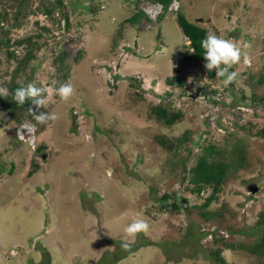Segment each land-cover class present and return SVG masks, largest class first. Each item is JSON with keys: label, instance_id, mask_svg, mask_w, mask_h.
Masks as SVG:
<instances>
[{"label": "rangeland", "instance_id": "374dc122", "mask_svg": "<svg viewBox=\"0 0 264 264\" xmlns=\"http://www.w3.org/2000/svg\"><path fill=\"white\" fill-rule=\"evenodd\" d=\"M55 1L0 0V40L14 54L0 47V86L29 79L51 89L41 110L59 117L40 124L26 110L17 123L0 104V264H264V252H252L264 236V0H178L164 19L147 15L148 0L52 9ZM138 10L141 23L131 19ZM180 12L241 47L227 87L206 62L182 58L191 50ZM28 54L31 66L16 76V59ZM178 75L186 86L171 89ZM64 83L75 90L67 101L55 91ZM160 102L183 117L159 122ZM211 143L222 150L216 161L244 155V165L205 218L197 206L213 190L196 194L190 169ZM136 214L149 230L125 237Z\"/></svg>", "mask_w": 264, "mask_h": 264}, {"label": "trees", "instance_id": "16d2710c", "mask_svg": "<svg viewBox=\"0 0 264 264\" xmlns=\"http://www.w3.org/2000/svg\"><path fill=\"white\" fill-rule=\"evenodd\" d=\"M163 3L165 7L167 8L171 3L172 0H154ZM60 3H63V0H56L55 2H52L51 8L54 9ZM63 5V4H62ZM95 7L91 5V10L94 12ZM50 8V9H51ZM4 9V8H3ZM0 8V12L3 10ZM48 9V10H50ZM48 10H46L48 12ZM142 15H144L143 12L137 11L134 13V16L131 18L132 20L140 21L142 18ZM177 21L179 26L181 27L184 34L188 37L190 40V45L193 48V52L188 53L187 55L183 56V59L188 60H201L204 61V54L205 50L201 46V41L206 37V35L209 33V30L207 28L202 27L201 25L197 23L190 22L187 17L182 13L177 14ZM13 24H16V20L13 22ZM5 45L6 48H8V42L5 40H0V47L2 45ZM8 55L10 58H14L13 52L9 51L8 48ZM31 55L28 54L26 57L16 59V66L14 68V74L18 76L19 74L25 72L28 67L31 66ZM178 71V69H176ZM209 76L213 78L215 76V71H210ZM260 83L264 82V73L260 75ZM31 82V81H30ZM29 79L24 80V82L18 83L14 81L12 85L9 87V93L10 95L7 97H0V104L4 110H6L10 117L17 123L21 121L20 114L25 112L26 110L29 111L30 107H33L31 104V101H26L25 104H17L15 101L12 100V95L15 91V89L26 85L27 83H30ZM167 83L174 87L182 88L186 86V82L184 77L178 75L176 77H168ZM183 89V88H182ZM182 94H185L182 92ZM257 99V98H256ZM258 102H264V97L260 96L257 100ZM166 104L164 102H160L158 104L152 105V113L155 116L156 119H158L159 122H163L167 125H174L176 122H178L179 119L183 117V113L180 110H177L176 112L170 111L171 109L167 108ZM34 110V107H33ZM42 112V110L40 109ZM260 134L262 138H264V127L260 130ZM165 138H159L158 141L161 145V147H166L167 143L164 140ZM183 140V138H181ZM204 153L200 155L197 160L196 164L190 169L191 173V180L193 183V186L190 187L192 190L196 192V194L201 193L206 187L212 188V193H210V196L207 197L206 201L202 203L201 205L197 206V208L200 209V212L202 216L205 218H209L210 216V206L215 197L216 194L221 192L224 184L227 182L228 178L233 172H238L239 169L243 167L242 162L244 161V155L239 156L238 161H224L219 160L216 161L215 157L220 154V151H222L220 148H217L214 143H211L209 146L204 148ZM239 151L242 152V150L239 149ZM175 166V165H174ZM38 166L35 165V169H32L29 171V174L32 175ZM237 169V170H236ZM169 195L165 194V198H167ZM173 209H179V202L174 201L172 205ZM258 225L264 226V211H261L259 214V219L257 221ZM216 237V234H215ZM214 237V238H215ZM221 251V250H220ZM220 251H218L216 254V257L220 255ZM252 252L256 254H262L264 252V236L263 238L256 242L252 248ZM222 263H226V261L221 258L217 257ZM264 258V257H263Z\"/></svg>", "mask_w": 264, "mask_h": 264}, {"label": "clouds", "instance_id": "9594fccd", "mask_svg": "<svg viewBox=\"0 0 264 264\" xmlns=\"http://www.w3.org/2000/svg\"><path fill=\"white\" fill-rule=\"evenodd\" d=\"M105 0L95 1L98 5L102 6ZM151 1V0H150ZM148 0V4L156 6L160 8L159 14L163 15L167 11L172 13L173 10H170V4L167 7L168 10L165 12L163 8H166L163 3H154ZM158 2V1H157ZM174 6L177 8L179 7L178 0H173ZM187 47L193 52V48L190 45V40L187 37ZM201 46L205 50V54L203 56L206 63L204 67L210 72L215 70V76L217 78H222V83L225 87L231 84L235 78L237 73L230 72L229 69L234 65L241 61L242 59V50L241 47L233 42L230 39H224L221 36L216 35L215 33L209 32L206 37L201 41ZM247 46V45H245ZM186 54V53H185ZM184 54V55H185ZM182 55V58L183 56ZM243 62L245 64L250 63V59L247 55H243ZM171 89H174L171 86ZM51 89L46 87H38L34 83H27L17 89L12 95V100L15 101L17 104H25L26 101H31V104L34 106L29 108V112L33 115L35 121L40 124H46L49 121H55L59 119L56 113H44L41 112L40 109L47 103L46 93L50 92ZM56 94L60 97L61 100L67 101L69 100L74 94V88L71 83H64L61 84L59 88L56 90ZM182 94V93H180ZM179 94V95H180ZM9 90L6 87L0 86V97H7L9 96ZM183 95V94H182ZM184 96V95H183ZM198 99L203 100L205 97L201 96ZM219 102L225 103L222 99H219ZM21 129H27V132L33 131V128L30 124H25L21 127ZM18 136H23L22 133H18ZM26 138V137H25ZM34 138V137H32ZM31 138V139H32ZM26 140V139H25ZM29 142V140H27ZM35 143V139L33 140V144ZM29 144H31L29 142ZM149 230L148 222L143 219L139 214L133 215L131 217V222L128 223L124 229L123 233L125 237L134 238L139 233L147 232ZM214 234V233H213ZM214 237V235H213ZM129 243L125 240L122 243V247L127 249L129 247Z\"/></svg>", "mask_w": 264, "mask_h": 264}, {"label": "built area", "instance_id": "2783aa9c", "mask_svg": "<svg viewBox=\"0 0 264 264\" xmlns=\"http://www.w3.org/2000/svg\"><path fill=\"white\" fill-rule=\"evenodd\" d=\"M95 1H99V0H95ZM179 4V3H178ZM148 6L144 8V11L147 13V15L151 18V17H156V14L159 13L160 8H157L156 6L154 7L153 5L147 4ZM103 6V5H102ZM170 10H177L178 8L176 6H174L173 0L172 3L170 4L169 7ZM26 140H29V142L31 143V137L27 138ZM34 140V139H33ZM33 143V141H32Z\"/></svg>", "mask_w": 264, "mask_h": 264}, {"label": "crops", "instance_id": "0c3cea01", "mask_svg": "<svg viewBox=\"0 0 264 264\" xmlns=\"http://www.w3.org/2000/svg\"><path fill=\"white\" fill-rule=\"evenodd\" d=\"M150 1V0H149ZM150 2H152V1H150ZM155 3H159V2H157V1H155ZM169 13H171L170 11H167L166 13H165V15L164 16H161L160 15V19L162 18V19H164V18H167V16L169 15ZM159 21H161V20H159ZM140 23H141V21H140ZM138 36V35H137ZM136 36V37H137ZM161 34H160V41H161ZM184 38L186 39V36H184ZM126 39V38H125ZM123 40V39H122ZM157 44V43H156ZM136 46V45H135ZM141 49L143 50V48L141 47ZM134 51V50H133ZM144 51V50H143ZM134 53V52H133ZM127 53H125V55H126Z\"/></svg>", "mask_w": 264, "mask_h": 264}, {"label": "water", "instance_id": "95a60500", "mask_svg": "<svg viewBox=\"0 0 264 264\" xmlns=\"http://www.w3.org/2000/svg\"><path fill=\"white\" fill-rule=\"evenodd\" d=\"M43 157L45 158L46 155H43ZM250 189H251V192L252 193H255V192L258 191V186L257 185H252V186H250Z\"/></svg>", "mask_w": 264, "mask_h": 264}]
</instances>
